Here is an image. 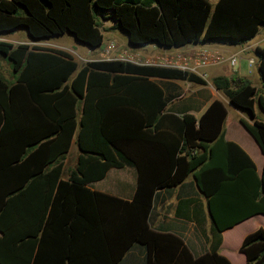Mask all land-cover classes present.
Returning a JSON list of instances; mask_svg holds the SVG:
<instances>
[{"label": "trees", "instance_id": "16d2710c", "mask_svg": "<svg viewBox=\"0 0 264 264\" xmlns=\"http://www.w3.org/2000/svg\"><path fill=\"white\" fill-rule=\"evenodd\" d=\"M108 12L134 45H243L264 26V0H0V32L20 26L36 40L69 32L96 47L98 17ZM254 50L264 83V45ZM0 55L14 73L11 83L0 76V264H116L134 244L143 264H231L217 252L220 232L264 214V161L257 173L224 139L221 101L197 117L177 116L148 77L203 79L119 59L79 66L65 51L23 43L0 41ZM213 85L251 117L254 105L264 111V94L247 80L220 76ZM240 124L264 155L263 123ZM72 141L75 163L61 179ZM123 161L135 170L129 199L87 186ZM188 175L209 219L208 249L197 256L178 235L148 224L154 192ZM238 252L244 264H264V227L245 234Z\"/></svg>", "mask_w": 264, "mask_h": 264}, {"label": "crops", "instance_id": "0c3cea01", "mask_svg": "<svg viewBox=\"0 0 264 264\" xmlns=\"http://www.w3.org/2000/svg\"><path fill=\"white\" fill-rule=\"evenodd\" d=\"M213 1L214 0H210L211 3H213ZM98 20L99 28L102 34V41L96 47H88L84 43L77 41L69 32H63L59 35H54L49 38L39 40L32 39L28 35L26 28L20 26L16 27L10 32H0V41H4L12 45L20 43L27 44L28 46L35 45L43 48L58 49L69 53L65 49L68 47H65L66 45L64 43H61V40L52 41L53 38H59L63 35H68L70 38H72L74 43H77V45H81L85 48L78 49L80 51L77 50V53L80 54H85L86 52H98L100 54L103 47H105L109 42L113 43L111 54L112 56L123 52L130 55L134 53L139 55L141 54L144 57L161 54L160 52L174 51L189 54L190 52L201 47H206L212 51H217L225 56L237 53V62L233 65H230L227 61H224L217 64H211L204 68L207 77L202 84L187 80L168 79L160 77H148V79L155 83L161 89L162 94L166 100L165 111L177 116L188 113L193 115L194 117H197L212 100L216 99L221 101L226 109V115L222 128L224 139L236 143L250 157V159L254 163L256 172L259 173L264 161V155L260 152L252 137L241 126L240 119L246 121L247 123H251L253 119H256L258 121H261L264 125V119L262 117V115H264V111L254 105L252 108L253 116L251 117L247 111L234 107L229 103L222 90L217 89L213 85V80L220 76L225 77L229 80L243 78L244 80H247L252 86H254L257 89L258 93L264 94V83L258 74L256 65L257 56L254 47H252V45L259 40L260 42L255 47L260 48L264 45V41L261 40L262 35L264 34H260L258 30V32L250 40L243 43V45L238 49L233 48L235 45L227 44L226 42L218 40L187 43L179 47L161 46L153 42L143 45H134L127 41V33L115 26V20L111 15V12H108L107 17H98ZM245 56H247L246 66L248 68L246 66H242V62ZM249 59H252L254 61V64L249 65ZM253 67L255 68V71L257 73V78H255L254 80ZM251 68L252 70H250ZM11 82L13 81H9V83ZM253 82H256L257 86ZM233 84L234 83L231 82L230 85L233 86ZM77 152L78 151L76 149V146L72 141L63 159L62 171L60 175L61 179L67 178L68 173H65L64 171L68 166H72L75 163ZM127 163L128 162L123 161V165L119 168H122ZM129 165L131 164L129 163ZM107 171L105 172V174L107 173ZM132 171L134 173V180L129 194L126 197L118 195L114 196L122 199L130 198L135 182L134 167ZM90 183L87 184L88 187L90 186ZM187 199H190V201H182ZM177 203H179V214L176 215ZM260 219L262 221H260ZM148 224L155 230L170 232L178 235L189 248L191 253L195 256L205 252L208 249L209 219L207 217L204 206V198L196 189L194 180L191 175L185 177L182 182L175 186L161 188L154 192L152 197L151 209L148 214ZM258 227H264V214L262 213L253 214L235 223L234 225L223 229L220 232L221 243L218 247L217 252L225 256L230 261L229 258L231 252L226 248V245L233 244L234 248H236L238 251V247L243 236L257 229ZM134 245H132L126 251L122 258H126L127 256L128 258H133L131 249ZM138 253L141 254L142 258H144L143 247L138 249Z\"/></svg>", "mask_w": 264, "mask_h": 264}, {"label": "rangeland", "instance_id": "374dc122", "mask_svg": "<svg viewBox=\"0 0 264 264\" xmlns=\"http://www.w3.org/2000/svg\"><path fill=\"white\" fill-rule=\"evenodd\" d=\"M258 30L260 34H264V26L261 25ZM57 40H61L62 42L61 41L60 42L64 43L66 45L65 47H68V48H65L66 51H68L74 57V59L76 60L79 66L87 60L105 58L99 55L98 52H86L85 54L77 53L78 49H85V48L82 47L81 45H77V43H74L72 38H70L68 35H63L62 37H59V38H53L52 41H57ZM241 46L242 44L235 45L233 48L238 49ZM160 53L169 55L170 52H160ZM131 56L137 59L138 62H143L144 60L149 59L154 55L144 57L141 54L139 55V54L134 53V54H131ZM246 61H247V56L244 57L242 66L247 65ZM250 70H252V68ZM253 70H254L253 71L254 72L253 80H254L255 78H257L256 77L257 73L254 67H253ZM0 75L5 81H8V82L13 81L14 79V74L10 68V62L2 55H0ZM253 83H255V85L257 86L256 82H253ZM262 117L264 119V115H262ZM73 165L68 166L66 170L64 169L65 170L64 172L68 173V170L71 169ZM132 170H133V167L129 165V163L125 164L122 168H119V169L111 168L107 171V173L102 179L90 183L89 187L92 189L103 191V192L110 193L113 195L126 197L130 192V188L132 187V183L134 180V173ZM260 221L262 220L260 219ZM139 248H142V247L135 244L131 249L132 252L130 251L133 255V258H128L127 256L126 258H122L117 264H143L144 258H142L141 254L138 253ZM226 248L230 250L231 252L230 258H229L231 261V264H244L242 254H240L237 251V249L234 248L233 244L226 245Z\"/></svg>", "mask_w": 264, "mask_h": 264}, {"label": "built area", "instance_id": "2783aa9c", "mask_svg": "<svg viewBox=\"0 0 264 264\" xmlns=\"http://www.w3.org/2000/svg\"><path fill=\"white\" fill-rule=\"evenodd\" d=\"M261 40L264 41V35H262ZM259 42L260 40L256 41L252 45V47H255ZM112 49L113 43L109 42L105 47H103L99 55L105 57L103 59H119L144 65L177 68L182 71L196 74L203 80H206L207 77V74L204 70V68H206L207 66L224 61H227L230 65H233L236 63L238 58L237 53L225 56L217 51H212L206 47H201L190 52L189 54L174 51L170 52L169 55L157 54L149 59L144 60L143 62H138V60L133 58V56L124 52L112 56ZM248 64H254V61L252 59H249Z\"/></svg>", "mask_w": 264, "mask_h": 264}]
</instances>
